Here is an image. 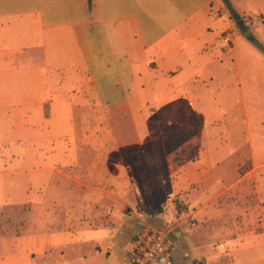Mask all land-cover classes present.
Returning <instances> with one entry per match:
<instances>
[{"label":"rangeland","instance_id":"rangeland-1","mask_svg":"<svg viewBox=\"0 0 264 264\" xmlns=\"http://www.w3.org/2000/svg\"><path fill=\"white\" fill-rule=\"evenodd\" d=\"M219 1L230 12L219 11L222 19L213 25L212 38L219 39L222 33L223 48L230 51L234 39L249 30V20L231 16V0ZM198 5V1L192 4L195 8ZM145 9L142 24L156 22L150 6ZM165 10L158 14L160 30H165V23L161 22ZM203 16L204 13L200 14L198 20L204 22ZM226 16H231L230 24ZM205 36L200 34L187 44L190 51L185 55L192 63L187 79L201 69L204 59L196 51ZM226 36L233 40L231 47L223 41ZM129 38L132 44L138 42L135 34H129ZM179 43L174 44L176 52L184 55L185 48ZM241 43L245 46L251 42L243 36L238 40L243 61L250 62L252 58L243 51ZM17 45L19 41L9 33L0 38V264H44L41 253L49 245L45 242L46 234L53 232L61 233L64 243L53 251L54 256L61 258V264H73L71 260L80 255L94 253L97 244L89 241L88 229L82 226L97 225L104 216L110 222L116 221L119 213L112 215L106 209L123 205L121 200L139 209L138 214L142 208L143 215L164 218L159 208L173 195L165 157L172 148L190 139L199 138L209 152L204 163L214 165L212 180L213 176H224V186L238 173L253 171L257 184L264 190V82L262 77L251 81L244 68L247 89L243 94L232 62L234 57L227 58V65L202 70L197 75L201 83L187 85L180 99L173 95L157 105V93L150 85L155 75L149 66L152 51L136 53L138 64L117 69L121 88L116 93L107 88L99 101L96 89L88 87L86 79V71L98 75V69L88 68L75 39L61 36L47 51L35 48L25 55H11L9 51H15ZM255 72L261 76L264 68L257 66ZM205 80L209 86L203 88ZM254 87L256 91L252 92ZM127 95L133 101L139 99L133 111L122 106ZM49 99L62 105L44 104ZM71 105L73 117L67 114ZM176 105L184 121L178 129L175 127L181 124V118L173 116L172 110ZM42 108L47 117L53 108L62 109L64 114L55 113L47 120ZM172 130L174 134L170 135ZM94 143L99 148L91 149ZM253 150L256 164L251 161ZM186 152L189 160L196 161L197 149L187 148ZM71 160L78 161L77 170L70 168ZM53 169L72 175L78 171L85 185L113 187L123 199L82 188ZM90 170L94 176L88 179L86 173ZM206 183L207 179L203 180L201 191L206 190ZM120 184L125 187L123 190L118 188ZM110 229L114 236L107 241L108 246L112 243L113 259L117 257V264H128L127 230ZM137 231L134 228L131 233L136 235ZM171 237L179 242L174 264H183L184 260L192 264L190 258L184 257L185 248L180 240L174 234ZM255 248L253 256H238V263L264 264V248Z\"/></svg>","mask_w":264,"mask_h":264},{"label":"crops","instance_id":"crops-1","mask_svg":"<svg viewBox=\"0 0 264 264\" xmlns=\"http://www.w3.org/2000/svg\"><path fill=\"white\" fill-rule=\"evenodd\" d=\"M197 1L199 5L195 8L192 4H196ZM231 4L234 8L232 12L237 14L238 19L248 18L249 30L234 39L230 51L223 48L222 33L218 35L219 39L212 38L215 34L213 25L222 19L219 11L228 12L219 0H0V38L9 33L19 41L15 51H9L11 55L15 53L25 55L30 49L35 48L47 51L51 44L58 43L61 36L75 39L88 68L98 69V75H93L90 70L86 71L88 74L86 79L88 87L96 89L99 101L107 88L113 92L121 88L122 84L116 70L138 64L140 59L136 53L149 51L154 54L149 61V66L155 71L150 85L157 93L155 96L157 105L173 95L180 99L182 90L187 85L201 83L197 75H201L202 70L215 65H227L229 63L227 58L230 56L235 58L232 62L237 72V81L242 93L245 94L247 84L244 68L247 69L246 76H249L251 81L256 82L262 77L264 82V72L261 76L255 72L257 66L264 68V0H231ZM147 5L150 6L151 13H155L156 22L151 20L150 24H142ZM164 8L166 14L162 16L161 22L165 23V30H160L158 14ZM202 13L204 22L203 19L198 20ZM231 16L233 17L232 13ZM231 16H226L227 24L231 23ZM196 21L199 22L192 25ZM129 34H135L138 42L130 43ZM200 34L206 35V38L196 53L204 61L200 64L201 69L198 73L187 79L186 75L192 65L190 58L185 55L190 51L187 44ZM242 36L251 42L245 46L240 44L243 51L252 58L246 63L238 46V40ZM178 37L182 38L179 40ZM187 37L189 38L183 39ZM180 41V46L185 48L182 50L184 55L177 53V48L174 47V44ZM1 63L0 60V65ZM206 82L203 81L204 86L201 87H208L209 84ZM121 91L123 93L125 89L122 88ZM255 91V87L252 88V92ZM124 97L126 101L122 105L123 108L135 110L139 99L133 101L129 95ZM47 103L53 106L62 105L53 99L47 100L44 104ZM73 107L71 105V110H67L70 117L74 115ZM177 108L178 105L172 109L173 116L181 118V124L176 126V129L184 126L181 111H177ZM42 110L47 120L53 118L55 113L60 116L64 114L62 109L53 108L49 110L50 116L47 117L45 108ZM173 134L172 130L170 135ZM90 147L93 150L99 148L98 143ZM191 147L197 149L199 153L196 161L188 158L186 149ZM171 150L173 151L167 153L165 157L170 170L169 180L172 183L173 194L168 201L177 202L176 211L179 213L177 216H166L161 213V206L165 201L159 208V214L164 218H159L155 214L143 215L142 208L138 214L139 209L132 207L126 200H121L123 198L113 187L104 189L85 185L81 182L84 177L78 171L72 175L59 169L52 170L82 188L99 191L106 196L120 199L123 203L106 209L112 215L119 213L116 220L118 223L110 222L108 216H104L97 225L90 223L87 227L82 226L88 229L86 233L90 236L89 241L97 244L95 252L89 255L82 254L70 263L117 264V257L113 259L111 251L112 243L108 246L107 240L112 241L114 236L113 230L109 228L125 227L127 235L130 236L131 247L145 222L172 223L175 226L173 234L185 248L184 257L190 258L192 264H245L238 263V256L247 257L248 254L253 256L255 246L264 248V190L257 184L253 171L240 172L223 186L224 176L217 175L211 179L210 173L214 170V165L204 163L209 152L205 150V145L199 138L184 141ZM253 153L254 150L251 161L256 164ZM192 163L199 165L192 166ZM78 165L77 160L69 162L72 170H77ZM93 176L91 170L86 173L88 179ZM205 179L206 190L201 191L200 187ZM210 187L214 189L210 190ZM118 188L123 190L125 187L120 184ZM134 228L138 230L136 235L131 233ZM70 241H73V238H70ZM45 242L49 245L41 253L44 264H61V258L53 255V251L64 244L61 233L46 234ZM102 243L105 244L104 247L101 246ZM176 243L178 249L179 242ZM189 261L184 260L183 264H189Z\"/></svg>","mask_w":264,"mask_h":264},{"label":"built area","instance_id":"built-area-1","mask_svg":"<svg viewBox=\"0 0 264 264\" xmlns=\"http://www.w3.org/2000/svg\"><path fill=\"white\" fill-rule=\"evenodd\" d=\"M223 41L226 46H232L233 40L230 37H224ZM176 209L175 200L165 201L161 213L177 216L179 213ZM174 232L175 226L172 223L145 222L128 250L129 264H174L173 255L177 249V243L171 237Z\"/></svg>","mask_w":264,"mask_h":264},{"label":"trees","instance_id":"trees-1","mask_svg":"<svg viewBox=\"0 0 264 264\" xmlns=\"http://www.w3.org/2000/svg\"><path fill=\"white\" fill-rule=\"evenodd\" d=\"M231 13H232L234 18L238 19V16H237V14L235 12H231Z\"/></svg>","mask_w":264,"mask_h":264}]
</instances>
